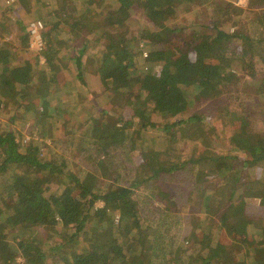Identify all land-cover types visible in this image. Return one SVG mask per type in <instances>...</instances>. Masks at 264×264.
<instances>
[{
  "label": "trees",
  "instance_id": "1",
  "mask_svg": "<svg viewBox=\"0 0 264 264\" xmlns=\"http://www.w3.org/2000/svg\"><path fill=\"white\" fill-rule=\"evenodd\" d=\"M18 1L22 5L20 13H29V4L34 1L42 22H82L72 12L71 0ZM108 1L112 9L96 22H108L111 29L122 28L134 13L142 15L157 30L165 28V22L178 12L185 14L208 4L216 10L220 7L218 2L212 3L214 0ZM247 5L261 29L255 40L243 32L230 34L223 26L228 21L222 19L214 23V34L203 37L201 42L184 48L170 47L146 25L139 31L140 38L157 46L153 45L145 58L158 64L131 72L128 69L136 54L133 47L130 52L126 47L117 49V65L109 75V93L118 99L131 94L134 88L137 92L129 101H120L114 112L103 110L100 117H91L89 126L76 134L79 142H66V147L85 159L83 165L88 169L81 175L73 173L68 166L71 162L65 159L60 166L48 161L43 156L42 141L35 139L30 144L24 138L17 139L16 132L3 125L5 119L8 125L34 118L40 130L49 120L53 128L58 122H66L67 115L76 112L77 106L64 108L61 100H55L57 104L52 107L47 100L53 93L55 74L64 66L44 53L45 64L41 67L32 66L27 60L11 62L9 50L0 47V182L4 185L0 191V264H162L159 259L164 238L156 236L152 225L145 226L148 224L137 208L135 191L144 185L161 186V179L167 178L164 175L170 178L169 172L179 171L180 166L161 160L165 152L152 133L162 135L161 142L168 144L204 141L210 130L203 119L197 113L186 118L181 115L197 103L219 98L227 84L236 83L239 78L231 72L233 64L243 62L246 51L255 56L252 63L264 67V0H248ZM193 34L196 43L200 34ZM235 39L246 40L249 46L236 49ZM120 41L118 44L126 40ZM118 44L110 41L106 50L116 49ZM253 47L256 50L252 52ZM57 52L54 49L55 55ZM76 64L80 66V59ZM71 83L67 82L68 92ZM28 89L32 91L31 98ZM259 93L264 95V84ZM21 100L25 110L18 112L14 103L18 105ZM31 103L38 108L30 107ZM8 106L15 112L6 114L4 109ZM224 109L227 111V107ZM151 114L158 115L160 121L151 120ZM226 114L230 116L228 122H241L239 133L234 136L247 157L243 161L231 160L208 151L201 157L196 154L197 158H188L186 164L198 169L199 182L206 176H220L218 180L223 182L217 191L211 188L212 193L207 196L200 191L199 198H187V202L209 216L217 214L220 226L230 236L235 240L242 238V252L226 250L213 228L195 233L196 220L186 216L189 224L177 242L168 244L165 264H264V217L253 219L246 214L242 202H233L236 196L259 198L264 209V139L260 131L248 129L242 113L232 110ZM119 124L124 127L119 128ZM240 135L248 136L241 142ZM64 142L60 140L61 144ZM125 155L135 163L130 164L132 171L120 160ZM238 166L248 181L241 182ZM253 167L262 174L251 177ZM120 178L133 179L120 184ZM223 190L226 194L218 193ZM97 202H102L103 207H96ZM192 238L197 240L184 252V245Z\"/></svg>",
  "mask_w": 264,
  "mask_h": 264
},
{
  "label": "rangeland",
  "instance_id": "2",
  "mask_svg": "<svg viewBox=\"0 0 264 264\" xmlns=\"http://www.w3.org/2000/svg\"><path fill=\"white\" fill-rule=\"evenodd\" d=\"M5 1L3 5V0H0V47L9 50L11 62L27 60L32 66L41 67L45 64L44 56L46 54L51 55L52 58H57L56 62L64 67L55 74L56 83L52 85L53 93L47 100L50 101L52 107L57 104L55 100H61L64 108L68 105H75L77 108L74 109H77V111L67 115L66 122H58L54 128L49 120L46 122L45 127L37 130L38 127L35 126L34 118H30L26 123L17 122L8 125L5 123L7 122L5 119L3 125L5 124L4 127L7 129L15 131L16 136H18L17 139L24 138V141L30 144H34L35 139L42 141L43 156L48 161L60 166L65 159L71 162V166L68 165L69 169L79 175L83 171L86 172L87 167L84 168L83 165L85 159L80 154H74L73 149L66 147V142H79V137L76 134L82 133L89 126L91 117H100V112L103 110L114 112L120 106V101L122 103L124 100L129 101L137 92V89L134 88L131 94H123L118 99H115L109 93V75L117 65L114 57H117V51L126 47L125 49L130 52L132 46L136 52L134 62H132L128 72L145 71L149 66L158 64H151L145 58L148 55L147 51H151L154 43L151 44L149 40L140 38L139 31L142 27L148 25L164 39L163 41L166 44L178 48L197 44L203 40V37L206 39L210 34H214L212 27L215 26L214 23L217 20L226 19L228 21L223 26L230 34H241L243 32L255 40L261 31L254 23L257 22L255 16L250 14L247 8L248 0L244 2L242 0H214L212 3L218 2L220 5L219 10L208 4L185 14L178 12L170 22H165V28L157 30L149 25L142 15L136 13L122 28L111 29L107 26L108 22H96L100 21L112 9L108 0H71V10L78 14L77 16L82 22L47 23L42 22L39 18L38 8L35 6L34 1L29 4V13H20L22 5L18 0H14L12 5L6 4ZM188 7L190 8V6ZM32 20H40L43 23L44 29L41 34L43 46L40 49L32 48L29 44L30 38L27 35V26ZM193 32H196V36L200 34L199 41L196 43L193 41L195 38ZM122 38L126 41L118 44ZM129 40H131V44H128ZM110 41L118 45L116 49L107 51L106 45ZM249 43L246 40L235 39L234 48L237 49L238 46L242 49ZM149 44L152 46H149ZM154 46L156 47L157 44ZM54 49L58 51L57 55H55ZM255 50L253 47L252 52ZM42 53H44V56ZM245 53L248 54L242 55L243 62L233 64L234 68L231 72L239 78L236 83L227 84L226 90H223L224 93L219 98L197 103L181 115L186 118L193 113H197L203 119L210 130L204 141L179 140L176 143L170 142L168 144L161 142L162 135L152 133V137L158 142L161 150L165 152L161 160L167 161V163H178L180 166L179 171L173 172L171 170L169 172L170 178L168 175H164L167 178L161 179V186L144 185L135 191L137 208L142 212L143 221L148 224L145 226L152 225L156 231V236L164 238L161 245L163 248L162 257L159 259L162 264L168 262V257H166L169 254L168 244L177 242L186 225L189 224L186 223V216L196 220L195 233H199L203 229L210 230V228H213L216 234H219L220 243L225 245L226 250H234L236 254L242 252V238L235 240L234 237L230 236L220 226L217 214L209 216L198 211L194 205H189V202H187V198L193 200L194 197H198L200 191L204 192L206 196L212 193L211 188L217 191L223 181L222 179L218 180L220 176L215 178L206 176L202 182H199L196 175L198 169L187 165L186 160L190 157H196V154L197 157H201L207 154L208 151L214 156H224L231 160L237 158L239 161H243L247 157L245 150L240 148L234 136L235 133H239L241 122L239 120L228 122V117H230V113L227 117L226 113L228 111L235 110L242 113L248 124V129L255 132L260 131V136L264 139V95L259 93V88L264 84V67L259 63H252L253 57H255L253 54H249L248 51ZM191 56H193V53H191ZM77 59H80V66L76 64ZM7 75L11 78L10 72ZM68 81L72 82L69 92L67 91ZM28 96L29 98L32 97V91L29 89ZM23 102L24 100H21L18 105L14 103L16 111L25 110V108H22ZM30 107L38 108V105L31 103ZM226 107L227 111L224 109ZM15 110L12 106H8L4 109V112L8 114L9 112H15ZM33 112L35 114L34 110ZM3 117L9 118L10 116L4 115ZM149 118L160 121L159 116L156 114H151ZM118 126L123 128L124 124ZM247 136L240 135L238 139L243 142ZM61 139L65 141L64 144L60 143ZM34 146L36 147V145ZM83 156H85L84 151ZM116 160L117 156L115 155L113 161ZM120 160L123 164L129 165L130 171L133 170L130 164L135 163L131 162L126 155L122 156ZM236 170L239 172L241 182L249 180L239 166L236 167ZM249 173L251 177L262 174L259 168L254 167ZM132 179L120 178L118 182L123 184L124 181ZM3 186V182H0V191ZM224 187L225 185H223ZM162 193L167 196H162ZM218 193L221 195L226 194L224 190ZM233 202L234 204L238 203V205H240L239 202H242L246 214L252 216L253 219L264 217V209L259 198L236 196ZM95 206L101 208L103 203L97 202ZM167 206L169 209L165 208ZM195 240L197 239L192 238L189 243L184 245V252L189 251V247ZM56 262H58L57 259Z\"/></svg>",
  "mask_w": 264,
  "mask_h": 264
},
{
  "label": "built area",
  "instance_id": "3",
  "mask_svg": "<svg viewBox=\"0 0 264 264\" xmlns=\"http://www.w3.org/2000/svg\"><path fill=\"white\" fill-rule=\"evenodd\" d=\"M14 0H6L5 3L12 5ZM243 2L246 0H242ZM43 23L40 20H32L27 26V35L30 38V47L40 49L43 46L41 34L43 32Z\"/></svg>",
  "mask_w": 264,
  "mask_h": 264
},
{
  "label": "crops",
  "instance_id": "4",
  "mask_svg": "<svg viewBox=\"0 0 264 264\" xmlns=\"http://www.w3.org/2000/svg\"><path fill=\"white\" fill-rule=\"evenodd\" d=\"M4 5V4H3ZM15 5V4H14ZM0 21H1V18H0Z\"/></svg>",
  "mask_w": 264,
  "mask_h": 264
}]
</instances>
